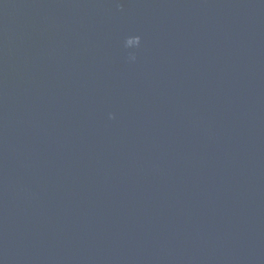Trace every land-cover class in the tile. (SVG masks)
<instances>
[{"label":"water","instance_id":"obj_1","mask_svg":"<svg viewBox=\"0 0 264 264\" xmlns=\"http://www.w3.org/2000/svg\"><path fill=\"white\" fill-rule=\"evenodd\" d=\"M0 264H264V0H0Z\"/></svg>","mask_w":264,"mask_h":264},{"label":"clouds","instance_id":"obj_2","mask_svg":"<svg viewBox=\"0 0 264 264\" xmlns=\"http://www.w3.org/2000/svg\"><path fill=\"white\" fill-rule=\"evenodd\" d=\"M136 39L139 41L140 38L139 37H136Z\"/></svg>","mask_w":264,"mask_h":264}]
</instances>
